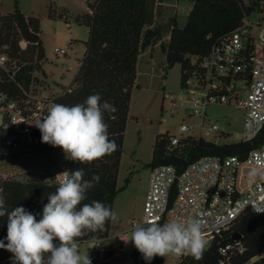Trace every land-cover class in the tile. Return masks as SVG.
I'll return each mask as SVG.
<instances>
[{
	"label": "trees",
	"instance_id": "trees-1",
	"mask_svg": "<svg viewBox=\"0 0 264 264\" xmlns=\"http://www.w3.org/2000/svg\"><path fill=\"white\" fill-rule=\"evenodd\" d=\"M168 0H95L89 5V13L75 18V23L89 31L85 42L86 53L79 69L68 88L55 96L54 103L75 105L83 103L92 94H99L101 102L113 104L116 111L104 114L108 124L109 139L114 140L117 149L100 160L80 164L68 159V171L83 169L85 179L99 174L100 181L87 193L84 203L100 201L114 208L118 195L124 190L118 186L121 159L124 153L125 133L130 113L132 93L141 89L137 83L140 55L162 39L166 30L158 25V16L164 11ZM190 9L181 23L178 13L170 18L169 41L163 52L168 69L181 66V83L200 69L203 60L214 47L234 33L245 19L253 14H264V0H187ZM65 12L59 15L50 11V18L65 19ZM41 31V20L27 15L15 3L14 11H0V94L9 100L25 103L38 96L34 87L39 82L36 76L47 61ZM25 43V47H22ZM254 50V48L252 49ZM4 135L0 129V136ZM171 134L156 137L150 168L173 166L182 174L192 163L205 157L227 158L238 156L244 160L248 153L264 143V130L250 142H214L203 138L188 137L176 145L171 144ZM62 150L46 143L31 147L19 154L42 156ZM1 159L0 165L17 171L16 158ZM130 178L127 179V183ZM58 186L55 175L51 178L36 174L17 172L8 177L0 176V194L5 197L9 211L23 206L39 219L47 195ZM111 222L106 231L80 238L79 243L108 239ZM7 236V217H0V241ZM118 249L124 242L117 239ZM59 243V241H55ZM115 252L106 251L100 258L88 251L92 264H164L165 258L157 256L151 262L145 261L134 247L130 262L114 263ZM12 253L0 248V264H12ZM178 264H264V213L250 210L244 212L231 227L211 239L210 247L201 260L191 256H180Z\"/></svg>",
	"mask_w": 264,
	"mask_h": 264
},
{
	"label": "built area",
	"instance_id": "built-area-1",
	"mask_svg": "<svg viewBox=\"0 0 264 264\" xmlns=\"http://www.w3.org/2000/svg\"><path fill=\"white\" fill-rule=\"evenodd\" d=\"M56 53L66 56L68 51L57 48ZM4 60L1 57L0 61ZM180 87V96L164 93V100L175 110L180 106L188 118H198L199 122H183L179 127L181 135H171L170 145L176 146L188 137L228 142L229 134L208 115L211 105L243 110V133L238 142L255 140L264 130V26L245 19L234 33L214 47L200 69H194ZM54 101L55 96H36L18 103L0 94V129L4 134L0 136V160L15 157L20 163L32 156L29 153L18 158L41 143V132L34 123ZM241 168H247L244 180L248 188L244 192L238 186ZM57 175L59 182L61 177ZM248 210L264 213V143L251 150L244 160L238 156L205 157L182 174L170 165L152 168L142 224L150 219L163 224L195 215L202 220L204 237L212 239L228 230ZM3 242L7 243L6 236ZM99 243L93 252L102 258L106 249Z\"/></svg>",
	"mask_w": 264,
	"mask_h": 264
},
{
	"label": "rangeland",
	"instance_id": "rangeland-1",
	"mask_svg": "<svg viewBox=\"0 0 264 264\" xmlns=\"http://www.w3.org/2000/svg\"><path fill=\"white\" fill-rule=\"evenodd\" d=\"M16 2L24 13L41 20V36L47 61L43 64V70L36 74L39 78V82L34 84L37 95H49L53 91H60L62 86L69 87L78 69L79 61L85 56V42L89 38L88 29L74 21L88 10L86 0H0V11L13 12ZM188 6V1L184 0L165 2L164 11L158 16V25L163 26L166 33L139 57L137 83L141 85V89H134L132 93L124 153L118 177V186L124 190L116 198L113 208L118 219L111 222L108 239L104 242L108 251L115 252L112 258L114 263L131 260L133 243L124 242L123 248L119 250L117 239L129 238L134 225L142 224L152 170L149 165L157 135L168 132L180 136L179 127L183 122H199L198 118H188L185 110L180 106L175 110L168 100H164V93H172L176 97L181 95V66L176 65L168 69L162 46L169 41L170 18L178 13L183 23L189 10ZM51 8L58 15L65 12L68 20L50 18ZM250 20L255 24L260 22L264 26V14H253ZM57 48L68 51L69 59L58 55ZM208 115L218 122L221 130L229 134L228 142H238L243 133V110L211 105ZM67 162L63 150L52 151L42 156H27L17 163L19 168L17 171L7 170L5 166L0 165V176L6 177L8 174H17L21 171L26 174L46 175L49 179L53 175L62 173L66 169ZM246 176V169L241 168L238 181L241 189L248 187V183L244 180ZM129 178L130 182L127 183ZM206 239L208 249L211 239ZM94 247V241L84 242L80 244V252L87 253ZM164 258V264H178L180 261V256L170 255Z\"/></svg>",
	"mask_w": 264,
	"mask_h": 264
},
{
	"label": "clouds",
	"instance_id": "clouds-1",
	"mask_svg": "<svg viewBox=\"0 0 264 264\" xmlns=\"http://www.w3.org/2000/svg\"><path fill=\"white\" fill-rule=\"evenodd\" d=\"M116 109L108 101L101 102L92 94L83 103H53L34 125L41 132V142L59 147L67 159L90 164L111 155L117 144L109 139L104 114ZM54 192L47 195L39 219L23 206L9 211L0 194V217H7V243L0 248L12 253V264H92L87 253L80 252V238L106 231L117 213L100 201L84 203L87 193L100 181L99 174L85 179L83 169L65 171ZM95 246L99 238L92 236ZM55 241H59L58 244ZM145 261L168 256H191L201 260L207 250L202 220L195 215L171 219L161 224L146 220L136 224L129 238Z\"/></svg>",
	"mask_w": 264,
	"mask_h": 264
},
{
	"label": "crops",
	"instance_id": "crops-1",
	"mask_svg": "<svg viewBox=\"0 0 264 264\" xmlns=\"http://www.w3.org/2000/svg\"><path fill=\"white\" fill-rule=\"evenodd\" d=\"M95 1V0H94ZM94 1L93 2H91V0H86V2H87V4H88V9H89V5H92V3H94ZM184 1H187V0H184ZM189 7V6H188ZM189 9H190V7H189ZM84 13H89V10H87L86 12H84ZM68 54L66 55V56H64L66 59H69L68 57ZM84 59V58H83ZM82 61V60H81ZM81 61H79V64H80V62ZM79 64H78V69H79ZM78 69H77V71H78ZM77 71H76V73H77ZM76 75V74H75ZM75 77V76H74ZM74 77H73V79H74ZM73 79H72V81H73ZM65 88H68V87H65V86H62L61 87V90L60 91H53L51 94H49V95H42V96H53V95H56V94H59L60 92H62ZM245 169H247V168H245ZM240 175V174H239ZM260 179H262V178H259V180ZM248 188V187H247ZM247 188H240V190L242 191V192H244ZM121 240V239H120ZM121 241H123V240H121ZM124 242V241H123ZM102 244H103V246H104V242H102ZM104 248H105V246H104ZM106 249V248H105ZM107 250V249H106ZM108 251V250H107ZM108 252H110V251H108ZM112 252V251H111Z\"/></svg>",
	"mask_w": 264,
	"mask_h": 264
},
{
	"label": "water",
	"instance_id": "water-1",
	"mask_svg": "<svg viewBox=\"0 0 264 264\" xmlns=\"http://www.w3.org/2000/svg\"><path fill=\"white\" fill-rule=\"evenodd\" d=\"M21 45H22V47H25L26 46L25 43H22Z\"/></svg>",
	"mask_w": 264,
	"mask_h": 264
}]
</instances>
